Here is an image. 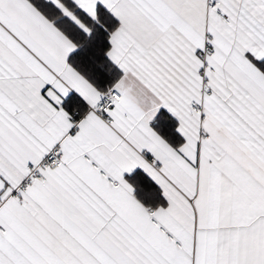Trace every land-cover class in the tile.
Listing matches in <instances>:
<instances>
[{
	"label": "snow or ice",
	"instance_id": "1",
	"mask_svg": "<svg viewBox=\"0 0 264 264\" xmlns=\"http://www.w3.org/2000/svg\"><path fill=\"white\" fill-rule=\"evenodd\" d=\"M0 264H264V0H0Z\"/></svg>",
	"mask_w": 264,
	"mask_h": 264
}]
</instances>
